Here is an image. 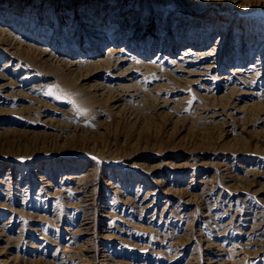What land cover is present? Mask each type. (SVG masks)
Masks as SVG:
<instances>
[{"label": "rangeland", "instance_id": "rangeland-1", "mask_svg": "<svg viewBox=\"0 0 264 264\" xmlns=\"http://www.w3.org/2000/svg\"><path fill=\"white\" fill-rule=\"evenodd\" d=\"M74 1L0 0V264H264V0Z\"/></svg>", "mask_w": 264, "mask_h": 264}, {"label": "bare ground", "instance_id": "bare-ground-1", "mask_svg": "<svg viewBox=\"0 0 264 264\" xmlns=\"http://www.w3.org/2000/svg\"><path fill=\"white\" fill-rule=\"evenodd\" d=\"M84 3L85 2H82L81 0H76V1H74L73 2V4H75V5H77V7L76 6H74V7H71L72 9H73V11L75 10V9H77V15H78V18H77V21L75 20V23H76V28L78 29V31H79V26L80 27H82V25L83 26H86V30H87V32H89L90 34H91V37H93V38H96V40L97 41H99V42H97V43H100V42H104V41H107V40H109L108 42H110V45L106 48V50L105 51H103V52H101V51H99V52H95L96 54L94 55V58H92L91 56L88 58V57H86V58H83V57H79V56H76V57H73V58H71V60H68L71 64H81V62H84V63H86V62H91V63H97V62H107L108 60L110 61V60H117L118 62H123L124 61V59L121 57L122 56V54L123 53H121L120 52V49H117L116 47H115V42H112V41H110V38L113 36V34H114V30H109L108 28V26H105V25H98L99 23H97V21L96 20H92V16H93V14H94V10L92 9V10H86V8H85V6H84ZM111 4V3H110ZM91 5V4H90ZM112 5V4H111ZM113 6V5H112ZM127 6V5H126ZM187 7V6H186ZM94 8V7H93ZM128 12V10L127 11H123L122 12V15L123 14H125V13H127ZM113 15L115 16V18L118 16H121V12L119 11H117V7L116 8H114V10H113ZM140 14V13H139ZM198 15L200 14V13H197ZM164 17H166V14H165V16ZM0 18L1 19H3V17L1 16V14H0ZM87 18V19H86ZM115 18H112L113 20L112 21H114V23L116 22V20H115ZM141 19V18H140ZM85 21V22H84ZM111 21V22H112ZM73 23V22H72ZM43 24V23H42ZM47 24V22H46V20H45V23H44V25H46ZM110 24V23H109ZM153 24H154V22H153ZM98 25V26H97ZM150 26V25H149ZM0 33H7V34H10L6 29H4V28H1L0 27ZM12 35V34H11ZM111 35V36H110ZM110 36V37H109ZM79 37H80V35H79ZM78 37V38H79ZM81 39V38H80ZM17 40H18V38H17ZM20 43H23V41L21 42L20 40H18ZM19 43V44H20ZM80 43V42H79ZM30 46H32V45H30ZM191 47V46H190ZM190 47H187V48H185L183 51H182V53H181V55H182V57H183V62H188V64L190 65V64H193V62H200V63H205V64H203V65H205L206 66V68H212L213 66H212V63L213 62H211V61H209L210 59H218V58H214L213 56L215 55V54H217V52H218V48H214V49H208V50H201V49H196L195 48V50H194V48H190ZM214 47V46H213ZM47 50V49H46ZM41 51H43V50H41ZM215 51H216V53H215ZM43 52H46V51H43ZM47 53H49L48 51H47ZM50 54H52L56 59H59V60H61L62 59V57H60V56H58V52H51L50 51ZM50 54H48L49 56H50ZM117 55V56H116ZM218 55V54H217ZM216 57V56H215ZM93 59H95V60H93ZM127 59V58H126ZM177 60H180V58L179 59H177ZM175 61V60H174ZM147 65V64H146ZM145 65V66H146ZM193 66V65H192ZM204 66V67H205ZM148 67V66H147ZM146 67V69H148V68H150V66L147 68ZM108 68H110V66L108 67ZM185 69V68H184ZM150 70V69H149ZM191 70V69H190ZM211 70V69H210ZM200 71V70H199ZM202 71V70H201ZM198 72V71H197ZM197 72H193V71H188V73L186 74V76H187V78H185V80L186 81H195V79L197 78V76H198V74L199 73H197ZM162 74V73H161ZM184 77V76H183ZM221 79L222 78H226L225 76H222V77H220ZM198 80H199V78H198ZM9 83V82H8ZM135 83V82H134ZM259 83V82H258ZM133 87V85L132 84H129V85H122V87L121 88H123L124 90L125 89H129V88H132ZM223 96H225V95H223ZM80 107L81 106H84V104H82V105H80V104H78ZM78 106V107H79ZM114 192H115V190H114ZM86 195V194H85ZM65 196V195H64ZM45 217V216H44ZM6 223V222H5ZM91 227V226H90ZM77 229V228H76ZM74 232V231H73ZM72 232V233H73ZM78 232V231H77ZM3 234V233H2ZM1 248V247H0ZM1 251V250H0ZM242 251V250H241ZM10 259V258H9ZM2 261H5V260H2ZM8 261V260H7ZM6 261V262H7ZM103 264V263H102Z\"/></svg>", "mask_w": 264, "mask_h": 264}]
</instances>
